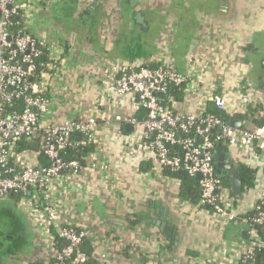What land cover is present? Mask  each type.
I'll use <instances>...</instances> for the list:
<instances>
[{"label":"crops","instance_id":"crops-1","mask_svg":"<svg viewBox=\"0 0 264 264\" xmlns=\"http://www.w3.org/2000/svg\"><path fill=\"white\" fill-rule=\"evenodd\" d=\"M27 26L61 62L51 80L45 123L136 114L130 105H117L118 96L105 87L108 77L128 63L171 64L182 74H201L226 95L231 115L245 113L252 100L264 101V0H51L32 10ZM200 104V94H185L176 110L195 113ZM119 127L101 125L97 153L113 167L122 191L107 186L101 172L87 171L69 181V193L60 200L70 222L87 230L100 264H141L142 259L147 264H237L248 225L181 200L179 182L149 163L139 171L127 165L115 141ZM227 154L241 166L261 163L237 151ZM260 178L261 171L255 188L236 203L239 212L251 208ZM12 200L0 201V264L42 263L49 254L42 257L37 248L38 219ZM147 202L158 208L156 222L174 225L173 235L157 225H125L124 215L145 210ZM169 243L173 250L167 249Z\"/></svg>","mask_w":264,"mask_h":264},{"label":"built area","instance_id":"built-area-1","mask_svg":"<svg viewBox=\"0 0 264 264\" xmlns=\"http://www.w3.org/2000/svg\"><path fill=\"white\" fill-rule=\"evenodd\" d=\"M49 1L0 0V201L14 195L23 196L19 207L28 216L38 219L39 253L42 257L49 254L42 263L65 264V258L72 256L88 237L86 229L70 222L64 204L60 202L64 194L69 193L70 180L87 171H99L107 186L113 191H122L121 181L111 164L98 160V137L102 124L120 126L115 141L118 140L125 151L127 165L137 171L145 162L164 177L163 172L167 168L185 171L193 177L200 174L201 206L210 205L212 212L221 219L233 222L241 218L248 225L249 240L238 251L237 264L252 260L255 251L263 247L256 227L264 225L261 207L264 205V127L257 130L232 128L219 117L204 114L207 103L211 101L218 110L227 111L228 98L217 91L218 87L207 85L201 74L191 76L180 73L171 64L152 66L149 63L122 64L115 75L108 77L105 86L118 96L117 105H130L135 112L141 111L143 117L137 113L131 116L103 113L59 124L45 123L43 118L52 104L51 80L59 69L60 59L50 56L43 40L31 34H17L14 38L10 28L14 25L13 17L18 14L23 15L28 25L32 10ZM42 50L48 52L49 69L42 72L36 81H30L36 70L35 59L41 56ZM172 86H184L185 94H200L198 111L184 113L166 103L164 96H168ZM248 98L252 100L250 96ZM16 99L22 100L23 108L8 112L6 106L13 105ZM127 125L132 126L131 132L123 130L122 127ZM22 139L32 145L38 142V149L19 153ZM90 142L97 148L87 166L64 156L69 148L86 146ZM219 142L226 143L231 151L247 154L251 160L261 162L256 168L261 171L259 182L262 185L247 211L239 212L233 196L221 188L213 153ZM125 159L121 158V165L125 164ZM248 211L256 214L243 217ZM59 238L66 240L68 245L52 261L49 257L56 252L54 247ZM79 259L87 260L82 255Z\"/></svg>","mask_w":264,"mask_h":264},{"label":"trees","instance_id":"trees-1","mask_svg":"<svg viewBox=\"0 0 264 264\" xmlns=\"http://www.w3.org/2000/svg\"><path fill=\"white\" fill-rule=\"evenodd\" d=\"M14 25L10 28V32L12 36L15 38L17 34L19 35H33L26 25V22L23 20V15L18 14L13 17ZM50 64L48 52L46 50H42V54L40 57L35 59L36 70L31 76L30 81H36V79L42 74L44 71H48V67ZM185 87L184 86H172L170 87V91L168 96H164L165 102L176 107L178 103L182 102L185 99ZM47 96H49L47 94ZM172 101L169 102V100ZM23 108V102L20 99L14 100L13 105H7L6 110L8 112H12L15 110H21ZM204 114H211L219 117L225 124H229V122L234 118H245L247 120L246 126H243L242 129H253L257 130L259 128L264 127V101H260L259 103H252L248 106V109L245 113L231 115L226 111L218 110L215 104L211 101L207 103V108ZM138 116L143 117V113L138 111ZM125 131V126L122 127ZM183 137L184 135L181 134ZM193 137V136H192ZM97 145L93 142H90L86 146H73L69 148L65 152V157L67 160H78L80 164L83 166L88 165V161L92 155V153L96 150ZM180 150L179 148H176ZM19 153L21 152H33V147L30 142L26 139H22L19 143ZM227 153L229 151V147L224 142H219L215 145L214 148V156L215 159L217 157L216 152ZM217 161V160H216ZM164 175L169 178H173L179 181L180 190H179V198L181 200L188 202L194 206H201V188H200V180L196 177L190 176L185 171H172L170 168L164 170ZM221 177V188L224 191H227L236 202H240L244 196V194L250 192L255 188L257 179L260 175V170L258 168H253L251 165L243 164L242 170L239 172V177L242 181L243 186V196L240 198L235 197L231 192V182L226 175H223L220 171ZM27 197V196H26ZM14 205L18 208V203L22 200V195H14L11 197ZM30 199V197H28ZM31 200V199H30ZM42 201V199H40ZM40 201V202H41ZM40 205L38 206V208ZM145 210H139V207L134 211H128L127 214L124 215L125 225L129 229L136 228H153L156 227V211L157 207L153 202H147L142 206ZM207 210L213 211L210 205L202 206ZM264 210V205H261ZM5 209H9L5 207ZM116 211V209H115ZM255 211H248L243 217H250L255 215ZM258 237L261 239L263 243V247L256 250L252 260L247 262L246 264H264V225L256 227ZM249 240V238H247ZM68 245V242L64 239H58L55 244V253L50 254V260L55 261L59 256L61 250ZM173 244L169 243L167 246L168 250H173ZM96 246L91 242V240L87 237L82 245L74 252V254L68 258H65V264H100L99 260L96 256ZM80 255L87 258L86 261H81L79 259ZM146 259L141 260V264H147ZM33 264H43L41 262H34Z\"/></svg>","mask_w":264,"mask_h":264},{"label":"water","instance_id":"water-1","mask_svg":"<svg viewBox=\"0 0 264 264\" xmlns=\"http://www.w3.org/2000/svg\"><path fill=\"white\" fill-rule=\"evenodd\" d=\"M12 8V6H10ZM139 20L141 21V16H139ZM11 40V38H10ZM246 119H241V118H235L232 119L229 122V126L232 128H242L243 126H246ZM126 132H131L132 131V126L127 125L125 128ZM34 150H37L39 147L38 142H34L32 145ZM216 160H217V166L219 168V171L223 174L226 175L230 182H231V190L232 194L240 198L243 196V186H242V181L239 177V172L242 170V166L235 163L230 156H228L227 153H220L219 151L216 152ZM198 180L201 179V175L198 174L196 176ZM165 210V209H164ZM157 226L161 228V230L167 234V236L173 235L174 232V225L168 224L163 221H158L156 222Z\"/></svg>","mask_w":264,"mask_h":264},{"label":"rangeland","instance_id":"rangeland-1","mask_svg":"<svg viewBox=\"0 0 264 264\" xmlns=\"http://www.w3.org/2000/svg\"><path fill=\"white\" fill-rule=\"evenodd\" d=\"M2 240V239H1ZM39 244V243H38ZM40 245V244H39Z\"/></svg>","mask_w":264,"mask_h":264}]
</instances>
